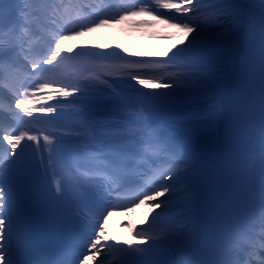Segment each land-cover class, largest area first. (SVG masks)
Segmentation results:
<instances>
[{"label":"snow or ice","instance_id":"snow-or-ice-1","mask_svg":"<svg viewBox=\"0 0 264 264\" xmlns=\"http://www.w3.org/2000/svg\"><path fill=\"white\" fill-rule=\"evenodd\" d=\"M109 2L110 0H105V4ZM261 2L264 3V0ZM12 3L18 7L15 8V17L7 28L3 23L4 10L0 7V90L7 87L9 95L13 98L9 102L8 111L11 113L10 118L16 123L11 129L5 127L2 115L5 99L0 91V137H2L0 168L4 166L5 160L21 170L29 166L26 150L32 149L33 145L28 143L21 147V142L25 140L35 142L34 152L40 153V165L45 170L54 161L62 165V173H56L59 179L55 184V192L58 196H62L66 191L73 193L76 197L73 215L78 219H88L91 203L94 200L103 202V210L93 214L96 223L90 225L93 228H100V234L94 233L89 241L91 249H97V252H99L98 245L104 233L100 221L106 220L113 211H127L139 204L155 201L149 206L154 210L163 208L164 211L157 212L147 228L134 230V238L139 243L132 244L124 241L123 247H118L116 244L107 245L109 252L119 254L116 264H140L142 253L160 246L158 242H167L161 241L165 233L157 234V230L168 227L165 217L173 207L177 187L184 177L194 171V158L182 144L171 137L164 136L159 129L146 128L140 132H126L124 126L118 122L127 119L129 115L130 97L155 100L169 95L168 93L153 95L146 90L141 91L137 85L142 86L146 82H151L156 83L159 89L178 88L181 85L174 83V80L179 79L189 82L193 89L198 88L201 81L196 73H185L172 78H165L163 75L154 73L167 71L166 65H175L181 60L210 57L219 48L229 44L232 33L227 30L228 21L235 13L240 0H135L134 3L122 7L117 15L103 14L91 20L80 14L88 8L82 0H78L72 10L76 11L80 23L72 28L66 26L73 23L71 14L59 13L60 6H57L49 11L58 14L62 23L58 24L57 31L50 37L48 41L50 47L42 57L39 54L33 55L29 31L32 22L40 18L51 0H12ZM160 9L174 10V12L168 15ZM143 14H155L157 18H162L164 23L172 22L182 31L189 34L195 33V35L191 36L186 46L179 47L167 61H128L116 65L115 72L120 74L118 80L111 83L107 80L103 81L109 85L108 99L88 101L95 104L94 112L88 108L79 107L73 113L77 117V123L73 127L61 130L56 122V117L64 112L68 105L59 106L54 103L42 106L39 111L51 114L49 119L33 116V111L29 110L28 105L32 100L37 99L34 94L37 91L55 87V95L63 100L86 95L79 84L64 83L57 76L59 63L57 58L61 57L60 43L63 40H74L84 36L86 32L103 27L110 21L120 23L128 16ZM260 25L264 30V15L261 17ZM205 32L212 33L210 39L200 38ZM26 45H28L27 48ZM79 55L81 53H77V56ZM88 55L93 59H123L118 51L105 55L95 53H88ZM54 61L57 63L54 64ZM19 64H23L25 68L30 66L31 72L21 74ZM47 65L52 67H45ZM37 69L39 71H36ZM48 99L52 100L53 96L49 95ZM13 103L15 109H22V115L12 112L11 104ZM68 103L75 107L79 102L74 98ZM196 103L195 99L191 101L192 105ZM182 115H186L191 120L198 118L194 107L190 113ZM52 127H57V131H51ZM3 142L7 143L8 148L2 146ZM18 147L19 152H17ZM45 152L48 154L46 160L43 158ZM149 153L157 158L160 164L152 167L148 172H136L138 183L130 187L132 162ZM75 155H83L86 163H76L72 159ZM110 155H119L123 159L114 160L110 158ZM260 160L262 175H264V147L261 150ZM167 181L171 183H166ZM166 194H168L167 199L158 200ZM261 198L259 231L264 234V187L261 188ZM6 199L5 178L0 172V264H19L10 252L13 227L10 215H5ZM248 236L249 230L238 231L222 246V258L206 261L205 264H252L251 260L237 261L229 258L230 249L234 245H242ZM110 239L115 240L114 237ZM261 242L264 243V240ZM143 245H148V248H144ZM248 254L252 256L254 251L250 250ZM132 258H136L135 262ZM80 264H83V260ZM261 264H264V261Z\"/></svg>","mask_w":264,"mask_h":264},{"label":"bare ground","instance_id":"bare-ground-1","mask_svg":"<svg viewBox=\"0 0 264 264\" xmlns=\"http://www.w3.org/2000/svg\"><path fill=\"white\" fill-rule=\"evenodd\" d=\"M72 1H74L73 4L77 3L75 0ZM244 1H247V6L238 16V22L236 23V26L239 30L237 33L238 42L236 45L238 58L232 62V66L228 71L230 76L226 84L223 85L222 94L220 96L221 110H227V114L224 115V117L222 116V118L220 117V121L217 120L218 123H169L168 121L161 119L157 114H154L156 113L154 111L142 110L146 107L161 109H166L173 106L176 107L177 105L173 103L175 101L167 98L166 100L157 99V101H135L132 99L134 96L130 97L128 101L129 115L127 119H123L118 122L120 125L124 126V130L126 132H140L142 129L146 128L160 129L162 126H171L176 128L178 131L186 133L191 138L199 140V143H197L196 146L185 147L194 158V171L183 180L188 183L189 191L195 198H199V191L201 190L200 187L204 182L203 178L207 174L210 179H217L219 175V171H216L214 167L217 161L221 163L223 160V154L221 157L218 156L220 154L216 155L218 150L217 144L220 139L226 140L229 129L227 124L230 122V120H236L241 117L242 119L240 120L243 122L246 117L247 125L245 129L230 127L229 131L231 128H233L237 133L236 138L238 143H244L243 147H247L249 149L248 166L250 172L256 170L255 168L257 166L255 161H258L261 164L260 154L262 149L257 143L253 141L251 136L252 134H256V127L254 125L255 122L264 116V30L261 29L260 25L261 17L264 15V3H262L261 0ZM110 2H112V0H110ZM51 3L46 6V9L41 14L40 19H43L44 21L50 20L51 22L56 21L53 23L57 29L58 24L62 22L59 20V18L57 20L51 19L49 10L60 6V13L65 12L63 7L64 2L62 0H53ZM109 3L105 4L104 0L99 5V7L95 9V15H114V13L108 11L106 8ZM128 5H130V3H128ZM0 7L8 8L9 11L12 12L11 14L13 15V18L15 17V8L18 6L13 4L12 0H0ZM70 11L71 10H69V12ZM160 11L168 14L169 10L160 9ZM72 13L73 11L70 14ZM71 18L73 21V17ZM156 18L143 17L140 15L128 16L120 23L110 21L105 26L98 28L97 37L88 36L85 38V40L82 37H77L74 40H63L60 43L61 57L57 58V61L59 62L57 66V76L64 83L79 84L82 91L86 95L69 97L68 100H63V98L55 95V87H49L45 88L43 91L35 92L37 93V99L32 100V102H41L43 103V106L54 103L58 104L59 106L68 105L65 111L60 114L74 115V111H76L79 107H85L94 112L96 110L95 104L88 103V101L95 99H108L107 90L109 85L103 83V81L107 80L111 83L112 81L118 80L120 74L115 72L116 65L123 64L128 61L164 62L169 60L167 57L161 54H155L153 57H150L147 51L150 50L153 52L158 50V48L161 46V43L151 40L149 37H147L148 39H141L143 34L155 35V30H151L150 27L154 28L157 26V23L160 19L157 20ZM5 23L7 26V21ZM163 28L165 29L166 27L160 25L159 30ZM56 29L52 30V35L56 32ZM117 51L119 52L120 57H123V59H93L92 56L88 55V53L105 55ZM137 51H140L141 53L143 52L144 56H137L139 55ZM77 53H81L79 56H85L91 60V72L77 78H71V73L67 69L61 67V61L67 56L69 57V55L77 56ZM56 63L57 62L54 61V64ZM189 65L190 64L187 62L179 61V65H166L167 71L154 74L163 75L165 78H172L177 75H181L183 72L192 70L190 67H188ZM45 67L52 66L47 65ZM36 71H39V69ZM174 83H177V81L174 80ZM143 90H149L153 93L162 89H159L158 86L155 85L151 87L146 86V88L144 87ZM162 91L168 93L169 97L179 96L185 93L184 90L182 91L172 88L169 90L164 89ZM49 95L53 96L52 100L48 99ZM74 98L79 102L75 107L68 103ZM238 98L241 99L243 108L245 106L244 102H249L247 105L248 113H246L245 110L242 113L239 107H237ZM39 109L36 110V112L39 113ZM253 109L257 110L255 111V114L252 113L254 111ZM233 112L238 113L233 115ZM9 116L11 117V113H9ZM33 116H37L35 115V111H33ZM3 145L8 147L6 142H4ZM160 198L161 197L158 199ZM207 201L208 199H205L204 210H202L203 208L201 206L199 214H195V210H191V232L189 234V239L186 241V247H183L176 256H173L166 251V243L158 242L160 246L155 247L152 251L141 254L142 258L140 259V264H189L199 260V255L203 249L202 243L205 234L203 225L208 212L207 210L210 207L207 204ZM188 211H190L189 207ZM121 221V217L118 216L112 221L105 222L101 225L106 232L108 239L112 237L115 238V240L110 239L111 241L109 242V245L116 244L118 247H123L124 241H128L132 244L139 243V241L132 236H127L121 240L116 238V236L119 238V224ZM165 221L168 227L166 229H158L157 234L163 232L165 235L162 237L166 240H170L169 238L171 235L167 234L165 231L171 230L170 233H172L174 225H172V223L168 220ZM150 223L151 222L148 219L140 218L137 219L136 223H134V225H132L130 228L133 229L138 225L140 227L147 228ZM149 243H151V241ZM143 247L148 248V245H143ZM89 251L90 253L87 256V259L83 261V264L94 263L93 255L97 252V249H91L90 247ZM214 254L217 253L213 252L212 257ZM118 255L119 254L116 253L115 256L118 257ZM132 259L135 262L136 258ZM262 260L263 259H259V264H261L260 262H262ZM114 264H116V261Z\"/></svg>","mask_w":264,"mask_h":264},{"label":"rangeland","instance_id":"rangeland-1","mask_svg":"<svg viewBox=\"0 0 264 264\" xmlns=\"http://www.w3.org/2000/svg\"><path fill=\"white\" fill-rule=\"evenodd\" d=\"M242 1L243 0H240V3L237 5L235 13L230 17L228 21L229 27L227 30L232 33L231 41L229 44L219 48L210 57H207V58L196 57L190 60L180 61V62L189 63L190 65L188 67L192 69L190 71L181 73V75L185 73L198 74L200 81H201L200 86L196 89H193L190 86L189 82H183V81H179V79H175V81H177L176 84H179L181 86L178 88H172V89H179L182 91L184 90L185 93L179 96H174V97H169L168 95H166V96H163L161 100H166V98L170 100L172 99L173 101H175L173 103L177 105L176 107L173 106V107L166 108V109L146 107L144 109L142 108L143 109L142 111H145V110L154 111L156 112L154 114H157L161 119L168 121L169 123H183V122L213 123V124H215L216 122L218 123L217 120H219L222 114L221 104H220L221 102L220 96L222 94V87L224 84H226L230 76L228 73V71L231 68L229 54H230L231 49L236 47L237 40H238L237 31H235L234 27H236L235 25L238 22V16L242 12L240 11L242 8L241 6ZM64 2H66V5L70 7V5H72V2L74 1L64 0ZM193 7H195V5H193ZM54 14L58 17L56 13ZM189 15H191V13H189ZM57 17L56 18L54 17V19L56 20ZM143 17H147V16L143 14ZM150 17H154V16L150 15ZM161 24L166 28L159 30V27ZM150 29L155 30V35L143 34V37H141V39H148L147 37H149L151 40L158 41L161 43V46L160 48H158V50L153 51V52L150 50L147 51L150 57H153L155 54H161L167 57L168 59H170L172 54L176 50H178L179 47L186 46L188 41L191 39V36L195 35V33L189 34L185 31H182L180 28L174 26L173 23L166 24L164 22H159V21L156 27L154 28L150 27ZM97 31L98 29H95L91 32H88L89 34L86 33L84 36H81V37L84 40L88 36L97 37ZM158 32H162V33H158ZM211 35H212L211 32H205L201 35L200 38L210 39ZM137 53H139V55H137L139 57L144 56L143 52L141 53L140 51H137ZM176 64L179 65V61ZM133 83L135 82L133 81ZM155 85L157 86L156 83L146 82L142 86L137 85V87L140 88L141 91H145L143 90L144 87L146 88V86L151 87ZM162 90H158L153 93L149 90H146V91H148L149 93L153 95H156V94L158 95V94L165 93ZM0 91H2L3 93L5 102L9 103L10 101H12L13 98L9 95L7 87L3 88ZM132 99L135 101H144L143 99H140L139 97H133ZM193 99L197 101L195 105L191 104V101ZM153 101H157V99ZM193 107L195 108V111L197 113V116H198L197 119L191 120V119H188L186 115H182V114L190 113ZM239 109L243 113L242 102L239 105ZM2 115L4 118V125L6 128H8L6 125V121L7 123L8 121L10 123V120L8 118V113L6 112L4 108H3ZM232 120H230V122H228L227 124L229 129L232 124L235 125L237 129L241 128L237 126L238 119L233 120V121ZM254 136L255 134H252L251 137L254 138ZM0 139H2V137H0ZM225 141L226 140L220 139V141L217 144L218 150L216 152V155L220 154L218 155L220 157L223 154V148H224ZM2 146L4 148H8L5 145H2ZM166 183H171V181H167ZM167 198H168V194H166L165 196H162L158 200H165ZM189 199H190V191H189L188 183L185 180H182L181 184L176 189V197L173 201V207L169 210V212L167 213L165 217V220L170 221L175 226L176 232H174L172 241L166 242V251L173 256H176L183 247H186V241L189 238L188 212H187ZM151 203H155V201L146 202L145 204H139L138 206H135L134 208H131L127 211H114L103 222L105 223L108 221H112L116 217L120 216L122 219L121 223L119 224L120 240L126 238L127 236L134 237V233L130 234V231H131L130 227L134 223H136L137 219L146 218L151 222L152 217L157 212L164 211L163 208L154 210L151 206H149ZM107 245L109 244L107 243L106 236L103 233L101 237L100 245H98L99 252H96L93 255L94 263L92 264H114V262L117 260V256H115V254H112V252H109ZM90 251L88 252V254L90 253ZM87 256H86V259H87ZM262 256L264 258V250L261 248H257L254 250V254L251 256L252 258L249 260H251L252 264H259L257 262L258 258H261Z\"/></svg>","mask_w":264,"mask_h":264}]
</instances>
